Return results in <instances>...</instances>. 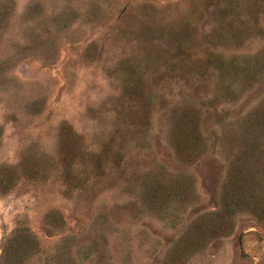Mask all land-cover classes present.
Returning a JSON list of instances; mask_svg holds the SVG:
<instances>
[{"label":"rangeland","instance_id":"obj_1","mask_svg":"<svg viewBox=\"0 0 264 264\" xmlns=\"http://www.w3.org/2000/svg\"><path fill=\"white\" fill-rule=\"evenodd\" d=\"M0 264H264V0H0Z\"/></svg>","mask_w":264,"mask_h":264}]
</instances>
